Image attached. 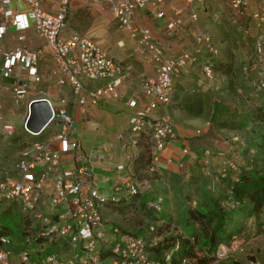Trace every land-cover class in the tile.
<instances>
[{"label": "built area", "instance_id": "1", "mask_svg": "<svg viewBox=\"0 0 264 264\" xmlns=\"http://www.w3.org/2000/svg\"><path fill=\"white\" fill-rule=\"evenodd\" d=\"M24 1L29 8L28 11L17 13L9 8L12 0H0V14L3 13L4 17L10 20L11 26L18 34L19 42L25 40L23 33L34 27L38 35L52 47L55 74L68 75L74 101L70 111H58L46 99L52 111L50 125L56 122L63 124V132L56 140L60 142L64 152L79 151L82 143L79 138H75L78 113L85 110L88 102L96 105L104 95L114 93L124 68L92 38L81 33H73L68 38L63 37L70 5L74 0H52L58 2L57 10L45 9L42 6L43 0ZM162 1L105 0L111 5L113 16L121 29L129 27L137 12ZM188 2L195 8L198 5L207 8L208 4L230 3L234 10L247 15L255 24L258 33L254 38V58L243 65L242 73L254 93L264 97V0H188ZM175 14L179 15L180 12L176 11ZM159 16L163 18L165 13ZM197 19L195 9L191 14V21L194 23ZM168 29H177V23L169 22ZM6 34L7 27H0V39H4ZM133 35L141 36L140 52L151 65L155 66L156 72L147 78L144 86L146 107L129 118V141L124 145V149L131 152L134 166V160L140 152L139 135L151 131L155 144L153 168L150 172L155 173L158 155L165 150L168 140L177 138V133L170 118L164 117L153 121L150 118L151 113L160 107L170 105L175 79L184 69L197 64L198 58L193 52L186 51L171 61L164 62V49L153 39L149 29H135ZM196 42L206 46L205 50L211 59L220 57L221 50L216 47L211 37L198 38ZM42 54L41 49L31 50L27 47L8 50L3 54L0 79L14 80L17 103L25 100L28 92V85L17 75V71L26 72L30 77H37ZM213 65L214 62L202 64L203 74L210 86L214 85L217 78ZM85 79L94 82L107 81L108 84L96 91L88 92L83 83ZM60 83L64 84V81L60 80ZM39 101L34 100L29 104V114L33 105ZM136 106L137 102H133L132 107ZM0 122H3L1 112ZM24 130L34 137L40 135L29 130L27 120ZM15 132L13 125L3 123L2 133L5 137L12 138ZM234 141H239L238 137H235ZM51 143L53 142H36L30 146L25 143L27 147L23 150L22 159L18 164L21 180L0 183L1 199L10 202L14 212H21L34 222L28 234L24 236L23 247L17 255L4 249L5 246L12 244L10 236L0 238V264H164L154 256L152 248L155 244H150L146 237L121 232L115 228L110 233L107 220L104 218V208L109 200L114 205L119 204L122 196L136 195L151 189V181L140 183L133 172L129 182L115 188L113 197H106L97 187L91 168L63 167L61 155L50 149ZM204 154L205 157L212 155L208 150ZM183 155L184 160L179 164L181 169L188 168L200 160L199 155L190 149H185ZM220 155L225 159L220 172L224 179L228 175V170L236 169L237 166L234 161L226 159L224 153ZM43 166L44 170L36 176L35 170ZM51 180L52 191L48 190V182ZM117 193L120 194L118 198L115 197ZM46 195L49 197L48 202ZM161 204L162 199H159L154 207L160 211ZM37 226L40 227L39 231L35 230ZM151 231H154L153 227ZM113 239L115 240L113 248L106 250L107 243ZM233 242L232 247L238 248L240 243ZM230 252L229 246L219 247L213 264L224 262ZM170 260L171 254L168 253L164 256V261Z\"/></svg>", "mask_w": 264, "mask_h": 264}, {"label": "crops", "instance_id": "2", "mask_svg": "<svg viewBox=\"0 0 264 264\" xmlns=\"http://www.w3.org/2000/svg\"><path fill=\"white\" fill-rule=\"evenodd\" d=\"M42 6L47 10H57L59 4L52 0H43ZM9 8L17 13L29 9L24 0H12ZM176 11L180 14L176 15ZM194 11L195 6L188 0H163L137 12L129 27L121 29L113 16L111 5L105 0H74L71 3L63 37L68 38L73 33H81L92 38L124 68L114 93L104 95L96 105L88 102L85 110L78 113L75 138L81 140L82 147L76 152H64L62 145L56 140L63 132L62 123L49 125L37 137L25 132L28 106L32 101L47 99L56 110L70 111L74 101L73 89L67 74H55L54 51L38 35L34 27L26 30L23 33L25 40L19 42L18 34L11 26L10 20L6 19L3 13L0 14V27H7V34L4 39H0V64L3 54L8 50L27 47L31 50L41 49L43 53L37 77H30L26 72L17 71V75L28 85L25 100L17 103L15 92L10 93L15 90L14 80L0 79V112L3 118V122H0V183L21 180L18 164L22 159V149L25 148L26 142L36 139L44 143L53 142L49 144L50 149L60 153L63 167L91 168L97 187L106 197H113L118 185L131 180L134 172L131 152L124 149V145L129 141L128 121L131 115L146 107L144 86L147 78L156 72L155 66L151 65L140 52L141 36L134 37L135 29L151 31L153 39L164 49V62L171 61L189 50L198 58L197 64L184 69L175 79L170 105L160 107L150 116L153 121L164 117L170 118L177 133V138L168 140L165 150L158 155L159 160L155 165L156 177L152 182L155 193L161 194L162 191L168 190L171 197L178 192L191 193L200 199L204 194L206 181L201 183L197 172L203 169L206 173L201 174L211 180L215 188V185L219 184L216 176L221 172L225 161L224 157H219L220 153H224L226 159L234 161L237 169L245 166L251 156L247 151L248 142L257 139L256 134L252 133L253 125L250 123L243 131L228 129L229 132H225L227 128H224L222 123L225 119L229 122H240L243 114L247 113L253 104H257L258 99L264 98L257 94H255L257 97L254 96L253 89L245 82L241 72L243 65L254 58V38L258 31L255 24L251 23L250 30L244 32L241 42L232 40L231 45L223 40L220 57L211 59L205 45L197 42L192 44L189 40L193 36L192 24L195 22L191 21V14ZM161 13H165L163 18L159 16ZM171 21L177 23V29H168V23ZM214 60L230 61L234 64L238 76L233 78L234 83L242 84L236 93L229 91L231 79L228 75L216 74L214 85L210 86L207 83L202 64L215 63ZM60 80H63L64 84H61ZM83 83L88 92L96 91L108 84L107 81L94 82L87 79L83 80ZM133 102H137L136 107H132ZM219 103L228 108V114H223L224 120L223 118L215 120L214 117L215 108ZM214 122H217L216 127H220L219 134L225 138L226 144L224 149L219 151L205 149L204 151L208 150L213 154L203 158L193 146V141L201 139L204 133H208ZM3 123L14 126L16 132L13 138L3 135ZM237 134L242 138L236 136ZM235 136L239 141H234ZM185 149L199 155L200 160L188 168L181 169L179 164L184 160ZM42 170L44 166L38 167L35 175L38 176ZM52 186L53 180L48 182V190L52 191ZM173 187L180 189L175 191ZM48 200L49 197L46 198V202ZM1 212L3 211L0 209V215ZM249 229L234 240L241 244L245 242L242 247L258 235L255 224ZM140 235L144 236L143 233ZM158 241V238H153V244Z\"/></svg>", "mask_w": 264, "mask_h": 264}, {"label": "trees", "instance_id": "3", "mask_svg": "<svg viewBox=\"0 0 264 264\" xmlns=\"http://www.w3.org/2000/svg\"><path fill=\"white\" fill-rule=\"evenodd\" d=\"M213 68L216 74L230 77L229 91L236 93L239 86H242L234 83L233 78L238 76L232 62L218 60ZM254 96L257 97L255 93ZM224 113L228 114V108L219 103L215 108V120L222 119ZM224 121L222 126L232 131H243L250 123L253 125L252 133L256 134L257 138L253 139L252 144L255 154L247 159L245 166L229 169L226 178L223 179L221 174L216 176L219 184L213 190L206 187L201 198L195 200L191 193L178 192L171 197L170 192L166 190L156 194L152 185L151 189L136 195L120 197L119 204L114 205L109 200L105 205L104 211L109 209L113 214L122 217L136 214L147 219L145 226L149 233L147 232L144 237L150 244H153V238L159 239L153 246L152 252L164 264H192L194 261L198 264H211L215 260L217 249L221 246H229L238 235L246 231V226L251 220H257L258 232L264 234V98L258 99L257 104H253L251 109L243 114L240 122H229L227 119ZM152 136L151 131L139 135L140 152L134 160V173L140 183L147 180L152 183L156 177V173L150 172L153 168L155 144ZM36 142L42 141L36 139L26 144L30 146ZM27 146L24 145L25 148ZM199 177L201 183L209 180L203 174ZM159 199H162L160 211L154 207ZM13 208L0 197V209L3 211L0 215L2 221L0 238L11 234L4 221L11 215ZM182 213L185 215L183 223L190 224L187 229L183 228L180 220ZM33 223L27 215H22L23 238L28 234ZM113 224L114 228L121 232L136 234L135 231L131 232L116 223ZM176 224L181 227L184 234L170 236L171 227ZM152 227L154 231H151ZM133 228L141 231L143 229H137L135 226ZM35 230L39 231L40 227L37 226ZM199 251L204 253L203 258L199 256ZM168 253L171 254V260L166 262L164 256Z\"/></svg>", "mask_w": 264, "mask_h": 264}, {"label": "rangeland", "instance_id": "4", "mask_svg": "<svg viewBox=\"0 0 264 264\" xmlns=\"http://www.w3.org/2000/svg\"><path fill=\"white\" fill-rule=\"evenodd\" d=\"M195 9L198 14V19L194 24H192L193 25V33H192L193 36L189 39L192 44L196 42L198 38L204 39L206 36H208L214 40L216 47L222 50L223 46L221 42L223 40H226L230 44L232 40L235 42L239 40L238 42H241V39L245 35L244 32H248L250 30L251 23L254 24L252 21H250L247 15H244L240 11L234 10L230 3H227V4L225 3L222 5L208 4L207 8L204 5H198ZM188 10L189 9H187V12ZM206 10H209V12H206ZM234 44L236 45V43ZM214 61L216 62V60ZM186 84L187 83L185 82L184 85L186 86ZM13 92L14 91H11L10 93L12 94ZM216 123L217 122H214L213 127H211L210 131L208 133H204L201 139L193 141V146H195V149L198 150L199 155L203 158L205 157V154H204L205 149H208L211 151H219V150H223L225 147L226 140L225 138H223L222 135L219 134L221 129L220 127L215 126ZM207 127L209 126L207 125ZM227 130L228 129H226L225 132H229ZM18 134L19 132L16 133V135ZM236 136H238L239 138L240 137L242 138L240 134L239 135L237 134ZM249 137L251 136L249 135ZM252 144H253L252 141L248 142L247 151H249L250 155L255 154V148L252 146ZM220 156L221 155H219V157ZM222 168H223V165H222ZM197 173L200 176L201 173H206V172L203 169H201V171ZM218 175H220V173ZM206 184L207 186H205V188L208 187L210 190L214 189L211 184V180H208ZM173 188L175 191L180 189L179 187L178 188L173 187ZM169 194L171 195V193ZM119 196H120L119 193L115 195L116 198H118ZM195 200H196V197H195ZM104 213H105V219L108 222L107 228L110 233L114 230L113 223H116L122 226L128 231H131V232L135 231L137 235H140L141 233H143L144 236H146L147 232L149 233L148 228H146L145 226L147 219L140 217L139 215L134 214L128 217H122L118 214L117 215L113 214L112 211H110L109 209L105 210ZM21 218H22V213L17 211L15 213H11V215L8 218H5L6 221H4L6 226L11 231V234L9 236L12 240V244L5 246L4 249L12 253L13 255H17L23 247V241H22L23 240V226H21ZM184 219H185V215L182 213L180 220H182L181 222H182L183 228L187 229L190 226V224H187L185 222L183 223ZM1 222L2 221H0V223ZM254 224L257 229L256 234H258L257 235L258 237L256 236L252 238V240L244 247H242V245L245 242L241 244V242H239L236 239L240 243L239 244L237 242L239 244V247L234 248L232 247V244L234 242L231 243L229 245L231 252L229 253L228 258L224 262H221L220 264H264V234H261L258 232L257 220L249 221L245 230H250L249 227L251 225L253 226ZM132 226L133 227L135 226L137 229L138 228H143V229L142 231L136 230ZM170 233H171L170 236H178V235L184 234L181 227L178 226L177 224L171 227ZM114 241L115 240L113 239L112 241L107 243L106 250L113 248ZM199 256L203 258L204 253L202 251H199ZM192 264H198V263L194 261L192 262ZM211 264H213V262Z\"/></svg>", "mask_w": 264, "mask_h": 264}, {"label": "water", "instance_id": "5", "mask_svg": "<svg viewBox=\"0 0 264 264\" xmlns=\"http://www.w3.org/2000/svg\"><path fill=\"white\" fill-rule=\"evenodd\" d=\"M51 119L50 105L46 99H42L33 105L30 114H28V128L34 134H41L50 125Z\"/></svg>", "mask_w": 264, "mask_h": 264}]
</instances>
